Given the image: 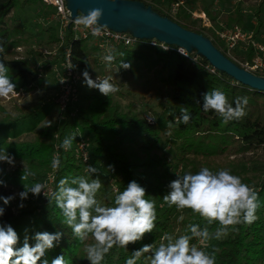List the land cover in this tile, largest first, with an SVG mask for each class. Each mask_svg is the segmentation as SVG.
<instances>
[{"label": "trees", "instance_id": "trees-1", "mask_svg": "<svg viewBox=\"0 0 264 264\" xmlns=\"http://www.w3.org/2000/svg\"><path fill=\"white\" fill-rule=\"evenodd\" d=\"M140 1L183 27L210 37L218 48L238 64L254 63L257 53L253 44L242 50H228L216 32L202 25L201 19L195 20L182 12L176 17L172 16L169 11L173 0H168L167 5L161 0ZM196 1L186 0L187 4H195ZM40 5H46L54 15L53 7L43 0H0V46L4 48V52L0 53V61L8 67V75L16 85V91H35L45 81L40 69L33 67L30 59L21 56L18 51L27 44L26 34L29 31L19 27L14 17L18 10ZM203 9L218 30L224 28L221 23L227 27H242L245 19L242 1L232 13H218L206 6ZM51 20L47 19L48 25L39 29L36 35L46 33L49 43L61 44L59 58L63 60L67 49H71L76 69L94 72L103 69L105 77H111V82L118 86L119 91L108 97L96 89H89L84 83L82 86L77 85L74 98L63 113L61 126H48V119L57 106L54 99L28 113L3 119L0 122V151L12 155L15 165L10 168L7 163H0L3 169L0 179L7 184V187L0 186V195L17 194L24 190L23 184L30 186L35 182L41 183L49 173L53 177L54 191L59 180L64 177L87 176L94 179L98 176L102 187L97 198L111 205L118 191H122L133 180L138 182L146 189L145 198L155 201L156 227L142 241L128 248L114 246L102 264H125L133 250L143 244L158 245L165 233L183 234L189 224L215 229L218 226L216 223L208 225L207 221L188 209L169 207L163 196L169 191L170 181L176 178L180 162L185 163V166L192 165L191 172L199 170V162L216 171L211 165L220 156L264 152V91L244 85L218 69L215 73L211 72L206 67L210 62L205 57L199 55L198 61L193 62L192 58L177 52L175 48L178 45H173L172 50H164L151 45V39L137 38L130 46L111 45L116 60L109 65L101 61L105 49L95 37L74 39L68 32L62 39L59 35L60 26ZM258 30L259 26H256L255 33ZM120 61L131 67L120 68ZM212 89L223 91L233 106L237 97H247V114L240 120L225 123L214 111H203L202 94ZM156 94H160V99L154 105L152 101ZM141 105L145 107L141 108ZM185 108L191 114L190 122L176 125V117ZM3 112L5 110L0 105V113ZM169 121L173 122L171 128L167 127ZM71 136H75V139L66 151L60 145ZM81 141L87 144V161L79 150ZM169 148L175 149L171 158L166 154ZM57 156L60 165L58 169H53L52 160ZM23 164L36 175L21 180ZM88 165L96 167L98 172L85 173ZM252 171V176H241L242 173L238 176L259 194V219L251 225L236 226L227 237L209 242V252L218 249L215 251L216 264H264V165L261 168L253 165ZM51 194L33 196L30 193L23 201L25 207L22 209L18 207L21 203L18 195L7 206L0 201V207L6 209L0 222L14 227L20 236V246L26 234L31 237L39 231H61L64 235L59 246L49 250L45 258L51 261L57 255L64 254L68 264H89L83 244L64 224L55 201L49 203L47 197L50 198ZM174 211L184 216L182 230L178 233L172 230L175 224L172 218ZM195 241L193 239L192 243ZM30 243L34 241L30 240ZM148 255L146 253L141 257L137 264H148Z\"/></svg>", "mask_w": 264, "mask_h": 264}, {"label": "clouds", "instance_id": "clouds-1", "mask_svg": "<svg viewBox=\"0 0 264 264\" xmlns=\"http://www.w3.org/2000/svg\"><path fill=\"white\" fill-rule=\"evenodd\" d=\"M102 16L103 9L92 8L87 14L82 12L76 15L73 23L90 29L91 34L96 36L107 27L98 23ZM3 52L4 48L0 46V53ZM102 59L111 65L116 60L113 50L108 49ZM129 67L130 64L120 61V68ZM8 71L5 63L0 61V98L6 100L17 92ZM82 77L85 86L98 90L104 96L109 97L119 91L118 86L111 82V77L101 79L97 76L94 80L87 70L83 71ZM202 96L203 111H214L225 123L240 120L247 114V97H237L233 106L227 95L219 89L208 90ZM180 112L175 124H188L191 114L186 108ZM172 126L173 122L169 121L167 127ZM74 139L75 136L65 138L60 147L69 150ZM0 163L14 166L15 159L7 151H0ZM59 165V157H54L52 168L58 169ZM97 172L98 169L94 166L88 165L85 168V173ZM2 173L3 169L0 168V174ZM35 175V172L23 164L21 180ZM0 186L7 187L5 180L0 179ZM46 187V184L40 182L30 186L23 184V191L9 196L0 195V201L7 206L18 195L21 201L18 207L22 209L25 207L23 201L30 193L39 196L44 194ZM101 187L102 182L98 176L94 179L87 176L64 177L59 180L51 197H47L49 203L55 201L64 224L71 228L73 235L83 244L89 264H102L114 246L128 248L129 245L142 241L156 227L155 201L145 198L146 189L138 182L133 180L122 191H118L111 205H106L97 198ZM168 188L163 200L169 207L188 209L207 221L208 225L216 223L218 226L210 230L209 227L201 228L193 223L187 226L183 234L165 233L158 245L143 244L133 250L125 264H137L146 253L150 254L147 256L148 264H216L215 251L218 249L209 252V242L227 237L236 226L251 225L259 219L258 192L228 168L213 171L202 166L196 172L187 171L176 175ZM5 211V207H0V217L5 215ZM183 220L184 216L181 215L179 221ZM63 235L61 231H39L31 237L26 234L20 246V236L14 227L0 222V264H68L64 254L57 255L51 261L45 258L49 250L59 246ZM193 239L196 243H192ZM30 240L34 243H30Z\"/></svg>", "mask_w": 264, "mask_h": 264}, {"label": "rangeland", "instance_id": "rangeland-1", "mask_svg": "<svg viewBox=\"0 0 264 264\" xmlns=\"http://www.w3.org/2000/svg\"><path fill=\"white\" fill-rule=\"evenodd\" d=\"M165 5L168 4V0H161ZM242 1L243 13L245 14V19L242 24V29L249 33L253 34V39L256 43L264 45V0H197L195 4H187L185 0V5L180 8V12L185 15L192 17L195 20L201 19V23L203 26L209 27L212 31H219L214 26L213 22H211L210 18L204 11V7H209L210 9L215 10L218 13H232L234 11L235 6ZM260 9L259 12L257 10ZM179 12V13H180ZM195 13H198L195 14ZM202 14H205V17L209 24H205L202 18ZM15 19L17 20L16 24L19 27H23L29 31L26 36L28 37L27 44L19 48V52L21 56H24L31 61V65L33 67H37L44 74L45 81L42 86H40L37 90L32 92L26 91H17L15 95L11 96L9 99L0 98V105L3 106L5 112L0 113V122L3 119L16 117L20 114L28 113L38 107H41L45 102L54 99L57 104L55 110L51 113L48 124L49 125H60V121L64 117L63 113L66 109H62L58 102V93H59V82H58V70L61 69L63 59L59 58L60 56V45L49 43L48 35L45 33L41 36L36 35L37 31L41 28H44L48 25L46 22L47 19H52V23H56L59 27L57 19L53 17L51 14V10L46 5L40 6H31L30 8H24L18 10L14 14ZM53 17V18H52ZM198 22V21H197ZM199 23V22H198ZM223 29L228 28L224 23ZM41 25V26H40ZM256 26H259V30L255 33ZM31 31V32H30ZM60 35V33H59ZM220 41L226 45V43L220 38ZM227 46V45H226ZM246 47V44L242 41L239 42L236 48L243 49ZM111 48V46H110ZM109 48V49H110ZM33 50L34 52H31ZM103 56L107 54V50L104 51ZM38 53V54H35ZM264 56V53H262ZM102 56V57H103ZM101 57V61L104 60ZM48 66V68H46ZM46 68V69H45ZM77 71L82 74L83 71ZM98 72L88 71L93 74V77H100L101 79L105 78L103 73V69H97ZM261 75L264 74V71L259 72ZM79 85H83V77L81 78V83ZM76 89V88H75ZM168 95H166V100ZM160 99V94L155 95V99L152 101V104H157ZM71 101V100H70ZM70 103V102H69ZM145 107L141 105V108ZM148 119H151L148 117ZM58 134V133H57ZM175 152L174 148H169L167 150V156L171 158ZM230 161H233L232 164ZM244 162V165L241 162ZM242 162V163H243ZM203 163V162H201ZM198 165L200 167L206 166L201 164ZM223 165V166H222ZM241 165V166H240ZM256 165L261 168L264 165V152L260 151L258 153H247L245 156L243 155H225L220 156L216 163L212 166L213 169L219 170L221 168H228L235 175L240 174L241 176L246 174L247 176H252L253 171L252 167ZM192 165L185 166V163H179V169L176 171L178 174H183L184 172L190 171ZM233 166V167H231ZM10 168H14V166H10ZM245 169V171H243ZM52 174L49 173L41 183L47 185L49 189V183ZM51 192H54L53 186L51 187ZM42 194V193H41ZM43 195V194H42ZM182 213H177L174 211L173 220H175V224L172 227L174 233L181 232L182 223L179 221V217ZM196 243V241H195Z\"/></svg>", "mask_w": 264, "mask_h": 264}, {"label": "water", "instance_id": "water-1", "mask_svg": "<svg viewBox=\"0 0 264 264\" xmlns=\"http://www.w3.org/2000/svg\"><path fill=\"white\" fill-rule=\"evenodd\" d=\"M67 6L76 16L92 8L103 9L98 23L113 30L129 32L139 39L156 38L171 45L186 48L191 53L205 57L219 71L229 74L238 82L253 89L264 91V76L258 75L238 64L212 39L183 27L173 19L163 16L152 6L140 0H66Z\"/></svg>", "mask_w": 264, "mask_h": 264}, {"label": "built area", "instance_id": "built-area-1", "mask_svg": "<svg viewBox=\"0 0 264 264\" xmlns=\"http://www.w3.org/2000/svg\"><path fill=\"white\" fill-rule=\"evenodd\" d=\"M44 3L47 5L53 7L54 10V18L57 19L60 29V37L62 39L65 38L67 33H71L72 37L74 39H88L90 37H95L97 39L98 44L103 47L105 50H108L111 45L121 44V45H133L137 38L131 35L129 32H123L118 30H113L110 27H105L102 29L101 33L99 35L93 36L91 34L90 29H85L83 26H76L73 23V19L75 16H72L71 10L67 6L66 0H43ZM185 5V0H173L170 6V14L174 17H176L179 12L180 8ZM82 13H78L77 15H80ZM198 15V13H195ZM204 23L209 24L207 21L205 14L201 15ZM216 33L220 36V38L226 43L228 50L235 49L240 41L244 42L247 45L253 44L256 49V57L254 59V63L244 64L245 68L248 70H251L252 72H261L264 71V56L262 53H264V45L258 44L253 39V34H249L245 32L241 26L234 25L233 27H228L219 31H216ZM150 44L153 46L160 47L164 50H172L173 45L168 44L164 41H160L156 38H153L150 40ZM178 53L185 57L192 58L193 62H197L199 59V55L196 53L189 52L186 48L182 46H177L175 48ZM211 72H217V68L213 65H207L206 66ZM90 76L95 80L96 77H93V74L89 72ZM264 76V74H263ZM82 74H80L76 67L74 66L72 62L71 57V49H67L66 57L64 59V62L62 63L61 69L58 70V82H59V93L57 102L59 106L62 109H66L68 106L70 100L74 98V92L77 85L81 83ZM100 78V77H99ZM79 150L81 151L84 160L87 161L88 159V153H87V144L85 141H81L79 144ZM49 189L46 187L43 195H49L51 194V187H52V181L53 177L49 178Z\"/></svg>", "mask_w": 264, "mask_h": 264}]
</instances>
